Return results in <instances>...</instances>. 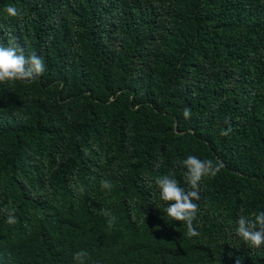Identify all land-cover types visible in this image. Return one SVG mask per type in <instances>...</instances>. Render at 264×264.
Returning <instances> with one entry per match:
<instances>
[{"label": "trees", "instance_id": "trees-1", "mask_svg": "<svg viewBox=\"0 0 264 264\" xmlns=\"http://www.w3.org/2000/svg\"><path fill=\"white\" fill-rule=\"evenodd\" d=\"M9 34L45 72L0 83V209L18 221L0 212V264H264L234 234L264 211V0H0ZM188 155L224 165L193 238L155 184L188 190Z\"/></svg>", "mask_w": 264, "mask_h": 264}, {"label": "clouds", "instance_id": "clouds-1", "mask_svg": "<svg viewBox=\"0 0 264 264\" xmlns=\"http://www.w3.org/2000/svg\"><path fill=\"white\" fill-rule=\"evenodd\" d=\"M5 11L9 17L18 21H23L27 15L26 10H20L12 5H8ZM44 72V59L35 52L25 54V49L17 43L16 38L11 34L8 35L7 46L0 43V83L14 81L30 83L37 77L42 76ZM191 116V109L185 107L183 117L190 119ZM225 124L229 126L221 130V135L228 136L232 131L230 121L225 120ZM180 165L186 169L184 181L188 185V190L182 187L171 173L157 176L155 184L159 189L160 200L166 204L165 211L167 215L173 220L186 225L188 238L198 237L200 232L194 226V221H196L200 211L197 202L201 200V182L205 178L216 177L224 165L221 161L202 160L196 155H188L180 161ZM100 187L102 190L111 191L114 185L110 180L102 179ZM74 191L83 193L84 187L80 185L78 188H74ZM0 212L6 215V222L9 225H15L18 222L14 208L5 206L0 209ZM241 212H243V209H241ZM100 214L107 218V227L112 229L117 217L112 214L110 209H102ZM234 234L240 237L244 244L250 248L264 247V211H259L252 216L239 215ZM88 255L86 250H80L74 253L73 260L75 264H86Z\"/></svg>", "mask_w": 264, "mask_h": 264}]
</instances>
